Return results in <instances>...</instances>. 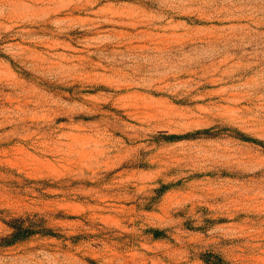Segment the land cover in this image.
<instances>
[{"label": "rangeland", "instance_id": "obj_1", "mask_svg": "<svg viewBox=\"0 0 264 264\" xmlns=\"http://www.w3.org/2000/svg\"><path fill=\"white\" fill-rule=\"evenodd\" d=\"M0 264H264V0H0Z\"/></svg>", "mask_w": 264, "mask_h": 264}, {"label": "trees", "instance_id": "obj_2", "mask_svg": "<svg viewBox=\"0 0 264 264\" xmlns=\"http://www.w3.org/2000/svg\"><path fill=\"white\" fill-rule=\"evenodd\" d=\"M168 139L171 141V140L178 139V137L173 136V137H169ZM252 142H257V141H252ZM10 228L13 231V233L10 235V238H9L10 244H15V243H17L21 240H24V239H26V238H28L34 234L33 231H31V229H29V228H22V227H17V226H13V225ZM160 234H162V233H160V232L154 233V235L156 237H159Z\"/></svg>", "mask_w": 264, "mask_h": 264}]
</instances>
